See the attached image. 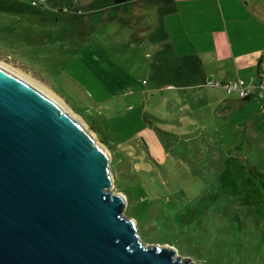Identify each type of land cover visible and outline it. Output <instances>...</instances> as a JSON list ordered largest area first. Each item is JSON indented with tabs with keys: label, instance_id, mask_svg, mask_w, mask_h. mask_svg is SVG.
Returning <instances> with one entry per match:
<instances>
[{
	"label": "rangeland",
	"instance_id": "rangeland-1",
	"mask_svg": "<svg viewBox=\"0 0 264 264\" xmlns=\"http://www.w3.org/2000/svg\"><path fill=\"white\" fill-rule=\"evenodd\" d=\"M21 1L49 19L0 12V62L53 92L106 149L110 190L126 196L141 241L195 264H264L258 207L222 195L200 216L190 212L219 189L229 155L264 173V116L218 109L207 88L156 85L152 5L80 29L71 13L91 0H61L62 9Z\"/></svg>",
	"mask_w": 264,
	"mask_h": 264
},
{
	"label": "water",
	"instance_id": "water-1",
	"mask_svg": "<svg viewBox=\"0 0 264 264\" xmlns=\"http://www.w3.org/2000/svg\"><path fill=\"white\" fill-rule=\"evenodd\" d=\"M113 182L89 130L0 62V264H195L144 244Z\"/></svg>",
	"mask_w": 264,
	"mask_h": 264
},
{
	"label": "crops",
	"instance_id": "crops-1",
	"mask_svg": "<svg viewBox=\"0 0 264 264\" xmlns=\"http://www.w3.org/2000/svg\"><path fill=\"white\" fill-rule=\"evenodd\" d=\"M174 10L163 23L179 55L196 54L209 80L231 83L243 80L253 97L242 101L223 87L207 88L223 111H246L245 121L264 116V88L259 76L264 50V0H174ZM155 52V51H154ZM257 97L256 99H254Z\"/></svg>",
	"mask_w": 264,
	"mask_h": 264
},
{
	"label": "trees",
	"instance_id": "trees-1",
	"mask_svg": "<svg viewBox=\"0 0 264 264\" xmlns=\"http://www.w3.org/2000/svg\"><path fill=\"white\" fill-rule=\"evenodd\" d=\"M54 7L62 9L61 0H48ZM152 5L158 9L159 21L150 33L153 44L159 45L152 54V80L158 86L194 87L207 85L202 59L196 54L179 55L169 41L168 32L163 23V16L174 10V0H91L83 8L72 11V22L84 29L87 20H112L120 14L131 13L137 5ZM37 2L26 3L21 0H0V12L13 15L32 16L48 20L46 12ZM74 16V17H73ZM264 69L259 68V76L264 81ZM222 83V82H221ZM227 84V83H223ZM209 86V85H208ZM214 87V86H213ZM235 94V93H234ZM253 94L242 101L250 100ZM220 187L210 191L190 212L200 216L206 212L222 195L234 196L241 205H252L264 212V173L244 162L239 157L229 155L220 174ZM125 191V190H124Z\"/></svg>",
	"mask_w": 264,
	"mask_h": 264
},
{
	"label": "built area",
	"instance_id": "built-area-1",
	"mask_svg": "<svg viewBox=\"0 0 264 264\" xmlns=\"http://www.w3.org/2000/svg\"><path fill=\"white\" fill-rule=\"evenodd\" d=\"M261 67L264 69V50L261 59ZM264 76V75H263ZM207 85L214 87H223L228 94H238L240 99H245L253 94V89L243 80H237L235 82L223 84L218 81H208ZM261 88H264V81L261 84Z\"/></svg>",
	"mask_w": 264,
	"mask_h": 264
},
{
	"label": "bare ground",
	"instance_id": "bare-ground-1",
	"mask_svg": "<svg viewBox=\"0 0 264 264\" xmlns=\"http://www.w3.org/2000/svg\"><path fill=\"white\" fill-rule=\"evenodd\" d=\"M16 70V69H15ZM24 75V74H23ZM26 76V75H25ZM27 77V76H26ZM29 78V76H28ZM31 79V78H30ZM32 80V79H31ZM34 81V80H33ZM35 82V81H34ZM37 83V82H36ZM38 84V83H37ZM40 85V84H39ZM41 87H43L45 90H47L49 93H51L55 98H57L77 119L78 121L80 122V119L78 118V116H76V114L69 108L67 107L62 101L60 98H58L55 94H53V92H51L49 89H47L46 87L40 85ZM92 135V134H91ZM93 139L95 140L97 146H99L101 149H104L99 143H97V139L92 135Z\"/></svg>",
	"mask_w": 264,
	"mask_h": 264
}]
</instances>
